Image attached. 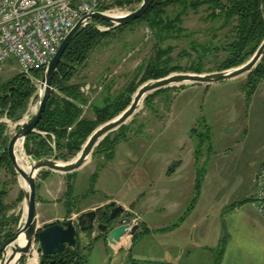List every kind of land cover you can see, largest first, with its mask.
<instances>
[{"label": "rangeland", "instance_id": "1", "mask_svg": "<svg viewBox=\"0 0 264 264\" xmlns=\"http://www.w3.org/2000/svg\"><path fill=\"white\" fill-rule=\"evenodd\" d=\"M139 4L98 10L128 13ZM215 15L217 13L207 9L206 5H201L197 10L175 5L169 7L162 16L166 24L179 17L174 31L170 34L159 37L144 21H139L124 29L114 30L104 37L89 53L70 82V86L80 90L87 99V103L78 105L82 110L80 118L95 122L94 110L103 105L106 96H113L132 86H136V90L143 82L152 80L145 78L146 71L151 68L159 73L168 69L167 74L193 72L192 68L195 67L200 68L199 73L222 70L220 65L229 54L227 47L233 41V28L237 22L235 19L228 22ZM97 26L100 29L106 28L104 25ZM246 60L247 58L244 61ZM250 72L235 79L209 85L167 87L163 92L155 94L148 103L144 99L138 111L124 124L122 131L118 128L101 141L106 149L100 148V151L92 153L85 165L75 172L64 174L46 170L48 172L43 173L42 170L36 177L39 224L52 221L64 223L68 220L76 222L80 213L98 207L105 196L100 191L93 192L89 189L90 178L107 161L111 151L107 150L108 141L119 136L121 132L125 136H134L143 126H153L155 123L168 125L161 140V161L169 160L171 167L178 164L179 170L183 171L181 173L191 171L193 159L186 139L183 140L181 129L188 125L189 117L193 118L190 126L194 127L192 138L196 144L204 138L202 147L195 150L199 155L197 158L195 154V162L197 161V177L200 176V180L203 179L205 183L206 202L212 203L214 207L221 203V199L224 201L223 196L219 195L224 190H232L237 186L244 190L249 184L248 160L264 157V79L247 101L242 86ZM18 74L15 62L4 64L0 67V85ZM28 82L33 87V94L27 101L23 120L34 113L41 84L32 80ZM241 92L242 100L239 102V98H235ZM54 93L56 102L64 97L57 90ZM133 94L134 92L131 98ZM183 104H188V107L185 111H180ZM5 118L7 117L3 115L1 120ZM10 126L9 136L17 130L15 125ZM207 134L208 138L205 137ZM45 140L50 147L55 137L52 134ZM22 149L24 153L19 152L18 155L31 163L33 157L26 154L24 145ZM79 150L66 160H59L69 161ZM263 163L264 160L260 167ZM0 175L7 191L3 197V204L7 206L5 216L14 232L19 221L17 225L10 222L14 219L16 221L19 216L20 220L23 211L19 176L16 173L13 177L7 169H2ZM65 203L74 205L69 214Z\"/></svg>", "mask_w": 264, "mask_h": 264}, {"label": "crops", "instance_id": "2", "mask_svg": "<svg viewBox=\"0 0 264 264\" xmlns=\"http://www.w3.org/2000/svg\"><path fill=\"white\" fill-rule=\"evenodd\" d=\"M242 94H236L235 99L240 102ZM187 107L183 104L179 110ZM188 119V125L181 128L193 159L187 173H181L178 164L171 167L169 160L161 161V140L168 125L143 126L138 134L115 145L112 156L96 173L93 192L105 196L98 206L115 202L139 228L132 236L123 235L118 243L107 241V233L96 228L78 231L76 250L84 256L85 264H112L120 245L127 247L121 264H264V221L251 199L239 203L253 194L255 174L264 157L248 160V186L218 193L224 201L214 207L206 202L202 179L194 206L188 211L197 179L196 142L190 126L193 118ZM37 222L39 228L63 224Z\"/></svg>", "mask_w": 264, "mask_h": 264}, {"label": "trees", "instance_id": "3", "mask_svg": "<svg viewBox=\"0 0 264 264\" xmlns=\"http://www.w3.org/2000/svg\"><path fill=\"white\" fill-rule=\"evenodd\" d=\"M140 2L141 0H105L100 4L99 9L107 10L113 7H125ZM175 5L184 8L191 7L196 10L201 5H206L207 9L217 13L215 16L221 17L228 22L232 19L236 20L237 25L233 28L235 36L233 41L228 44L227 51L229 54L220 65L222 70L242 64L246 58L248 59L255 52L264 38V0H154L146 12L133 23L144 21L157 32L159 37L170 34L171 31H174L179 17L166 24V22H163L162 16L169 7ZM92 23L93 25L89 24L79 29L65 49L58 64L57 72L52 80L53 93L46 103L45 111L36 127V132L30 133L24 140V150L27 155L33 158L52 157L55 154L60 160H66L80 149V146L97 126L112 119L125 109L131 101V94L135 92L136 86H132L128 90H123L113 96H106L102 102L103 105L94 110L96 115L95 122L80 118L82 110L78 105L87 103V99L80 90L70 86L73 76L77 73V69L86 61L89 53L104 37L114 30L124 29L133 24L101 31L94 25L111 27V24L96 19L92 20ZM262 61L263 58L247 75L246 81L243 83L242 87L247 101L254 93L258 84L264 79V62ZM192 70L193 72H201L200 68L197 67L192 68ZM167 71L169 72L167 69L159 73L157 70L155 71L151 68L146 71L145 78L157 79L166 76ZM34 76L42 78V73L36 72ZM55 90L64 95L63 98H60L59 102H56L54 98ZM164 90L161 89L149 94L145 98V102L148 103L155 94ZM32 94L33 87H31L27 78L21 74L15 75L9 81L2 83L0 85V118L3 115L10 120L21 117L24 114L27 101ZM71 125H74V127L68 132L67 127ZM124 127L122 125L119 131H122ZM6 129L7 124L0 121V173L2 169H7L15 177L16 173L10 163L7 152L8 136L5 135ZM37 131L45 133V136ZM52 134L55 137V151L51 146L47 145L45 140ZM208 135H205V137L207 136L208 138ZM126 138L127 136L121 132L119 136L111 139L110 142L108 141L109 144L106 145L108 146L107 150L111 149V151L107 160L112 156L115 145ZM102 143L95 147L93 154L100 151V148H105ZM203 144L204 138L197 142L196 149H200ZM196 151L195 154L198 158ZM42 172L46 173L48 171L43 170ZM95 178L96 174H93L90 178L89 189L91 191H93ZM200 179V176L196 179L195 197L188 211L193 208L198 196ZM4 188L5 183L0 179V207L2 212V216H0V246L7 238L13 236L15 232L10 228L11 224H9L5 216L7 206L3 204V197L7 191ZM19 194L23 198V192L21 191ZM248 200V198H244L239 203ZM73 206L72 204L65 203V209L68 214ZM19 218L20 216L17 217L16 221L14 219L10 223L17 225ZM66 257L68 258L66 264H71L69 258L72 259L74 257L77 259V264H85L84 256L76 249L71 251ZM44 264H47V261Z\"/></svg>", "mask_w": 264, "mask_h": 264}, {"label": "water", "instance_id": "4", "mask_svg": "<svg viewBox=\"0 0 264 264\" xmlns=\"http://www.w3.org/2000/svg\"><path fill=\"white\" fill-rule=\"evenodd\" d=\"M153 1L154 0H141L139 6L135 10L119 15H111L108 12L97 9L92 10L89 14L78 20L74 27L64 37L56 53L43 70L34 113L25 120L22 118L23 115L19 118L8 120L6 133L9 132L11 127L10 124L15 125L17 128V130L8 137V157L14 171L19 177L25 179L27 188H21L23 192V211L19 224L13 236L7 238L0 246V264H21V262L25 260L33 239L37 240L39 243L41 256L40 264H44L45 258H50L58 254H62V256L57 259L48 260L47 264H66L68 259L63 255L76 249L78 231L86 233L96 228L102 233H107L106 239L112 243H118L123 235H134L139 225L133 221L130 214L126 212L122 206L117 205L113 201L80 213L76 222L68 220L63 224L52 223L39 228L37 226V175L42 170L67 174L81 168L89 160L95 147H97L110 132L124 125L138 111L142 102L149 94L174 85H209L224 80L235 79L253 70L263 58L264 38L255 52L240 65L207 73L172 72L157 79L147 80L137 87L132 95L130 103L125 109L112 119L97 126L90 133L79 152L71 160L60 161L55 154L52 158H33L30 169L28 171L24 170L17 161V142L21 140L23 145L25 138L30 133L36 132V127L45 111L46 103L53 93L52 80L57 72L58 64L65 49L78 30L86 25H93L92 20L94 19L111 24V27H106L104 29H100L98 26L94 25L101 31L129 25L140 18ZM52 149L55 151V142L52 144ZM105 208H108V211H106ZM20 234L24 236V243L22 245L17 242ZM9 248L11 252L7 254ZM126 252L127 247L120 245L116 249L112 264H121Z\"/></svg>", "mask_w": 264, "mask_h": 264}, {"label": "built area", "instance_id": "5", "mask_svg": "<svg viewBox=\"0 0 264 264\" xmlns=\"http://www.w3.org/2000/svg\"><path fill=\"white\" fill-rule=\"evenodd\" d=\"M103 1L0 0V67L13 60L19 74L41 83L34 73L43 72L78 20L98 10ZM1 121L7 123L8 119ZM254 184L251 202L264 221V163L255 174ZM39 257V244L33 239L22 264H39Z\"/></svg>", "mask_w": 264, "mask_h": 264}, {"label": "bare ground", "instance_id": "6", "mask_svg": "<svg viewBox=\"0 0 264 264\" xmlns=\"http://www.w3.org/2000/svg\"><path fill=\"white\" fill-rule=\"evenodd\" d=\"M109 14L111 15H119V14H123L122 12H109ZM34 110V109H33ZM20 153H24L23 149H22V141H18L17 145H16V153H17V161L18 164L26 171H28L30 169V165L31 163L27 162L22 156L18 155ZM19 182H20V186L23 189L27 188V183L25 181V179H23L22 177H19ZM18 244L22 245L24 243V236L23 234L19 235V238L17 239ZM11 250L10 248L7 250V254H10Z\"/></svg>", "mask_w": 264, "mask_h": 264}, {"label": "flooded vegetation", "instance_id": "7", "mask_svg": "<svg viewBox=\"0 0 264 264\" xmlns=\"http://www.w3.org/2000/svg\"><path fill=\"white\" fill-rule=\"evenodd\" d=\"M106 209V211H108V208H105ZM65 223V222H64ZM71 251H73V250H71ZM70 251V252H71ZM69 252V253H70ZM69 253L68 254H65V255H63L66 259H68L66 256L67 255H69ZM60 256H62V254H58V255H55V256H52V257H50V258H45V261H48V260H50V259H57L58 257H60ZM40 260H41V257H40ZM69 260H70V263L71 264H77V259L74 257V258H72V259H70L69 258ZM45 263V262H44Z\"/></svg>", "mask_w": 264, "mask_h": 264}]
</instances>
